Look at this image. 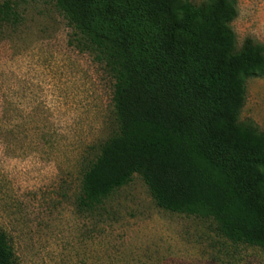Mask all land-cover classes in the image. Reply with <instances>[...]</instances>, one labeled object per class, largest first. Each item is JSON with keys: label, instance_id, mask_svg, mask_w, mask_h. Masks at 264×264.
<instances>
[{"label": "trees", "instance_id": "16d2710c", "mask_svg": "<svg viewBox=\"0 0 264 264\" xmlns=\"http://www.w3.org/2000/svg\"><path fill=\"white\" fill-rule=\"evenodd\" d=\"M18 2L0 0V27L18 22ZM52 2L112 81L116 131L83 170L76 209L137 175L157 208L264 250V135L237 121L245 81L264 77V44L236 48V1ZM12 262L0 233V264Z\"/></svg>", "mask_w": 264, "mask_h": 264}, {"label": "rangeland", "instance_id": "374dc122", "mask_svg": "<svg viewBox=\"0 0 264 264\" xmlns=\"http://www.w3.org/2000/svg\"><path fill=\"white\" fill-rule=\"evenodd\" d=\"M200 4L208 0H188ZM236 48L264 44V0H235ZM0 27V233L12 264H264L213 222L163 211L137 175L88 213L83 170L116 131L112 81L52 0H19ZM237 121L264 135V77L245 81Z\"/></svg>", "mask_w": 264, "mask_h": 264}]
</instances>
